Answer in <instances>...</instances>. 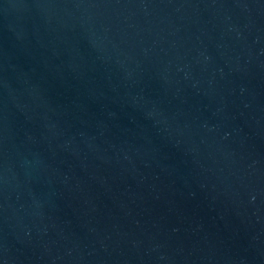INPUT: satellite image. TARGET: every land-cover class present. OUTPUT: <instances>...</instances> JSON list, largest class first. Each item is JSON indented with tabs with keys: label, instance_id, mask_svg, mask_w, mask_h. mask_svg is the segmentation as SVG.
<instances>
[{
	"label": "water",
	"instance_id": "95a60500",
	"mask_svg": "<svg viewBox=\"0 0 264 264\" xmlns=\"http://www.w3.org/2000/svg\"><path fill=\"white\" fill-rule=\"evenodd\" d=\"M0 264H264V0H0Z\"/></svg>",
	"mask_w": 264,
	"mask_h": 264
}]
</instances>
